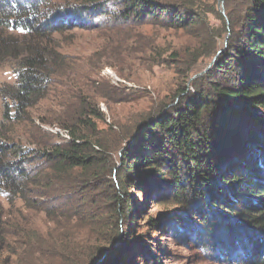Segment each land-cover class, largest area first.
I'll use <instances>...</instances> for the list:
<instances>
[{"label": "trees", "instance_id": "16d2710c", "mask_svg": "<svg viewBox=\"0 0 264 264\" xmlns=\"http://www.w3.org/2000/svg\"><path fill=\"white\" fill-rule=\"evenodd\" d=\"M202 1L0 0V65L11 62L15 76L0 85V264H11L6 255L14 253L3 203L18 201L52 223L43 254L58 264L164 263L149 230L193 243L217 264H264V0H224L217 15L226 46L210 54L216 58L197 77L201 86L178 89L179 101L128 134L98 128L103 113L77 92L51 122L67 140L28 123L66 71L57 34L107 20L113 28L156 24L211 41ZM20 124L25 139L13 134ZM130 189L166 207L134 237L140 213Z\"/></svg>", "mask_w": 264, "mask_h": 264}, {"label": "rangeland", "instance_id": "374dc122", "mask_svg": "<svg viewBox=\"0 0 264 264\" xmlns=\"http://www.w3.org/2000/svg\"><path fill=\"white\" fill-rule=\"evenodd\" d=\"M201 3L205 5L207 20L203 29L211 41L204 37L201 41L193 31L156 24L113 28L107 20L94 24L96 29L77 27L57 34L55 43L66 71L53 79L47 96L30 110L28 123L56 141L67 140L63 129L51 122L61 114L63 106L72 101L73 92H77L84 94L103 113L98 128L106 134L122 131L126 135L147 114L179 101L182 94L174 97L178 89H192L194 82L201 86L198 75L210 64L212 51L225 49L228 34L222 35V20L217 11L224 13L219 0ZM224 7L225 1L223 11ZM187 65L194 68L186 74ZM14 80L12 63L0 65V85ZM12 128L14 135L25 139L26 125H13ZM118 153L117 148L113 152L115 158ZM113 178L115 180V176ZM140 190L130 189L140 213L137 223L131 226L133 237L146 230L148 218L160 215L166 209L152 200H144ZM3 204L9 221L10 245L14 250L11 255H6L11 258L10 263L58 264L55 260L47 261L43 254L51 248L47 233L53 227L45 214L25 209L19 201L13 206ZM156 234L148 231L154 247H161L160 258L165 260L158 264H217L206 257L208 252L203 255L193 243H171L166 234Z\"/></svg>", "mask_w": 264, "mask_h": 264}, {"label": "water", "instance_id": "95a60500", "mask_svg": "<svg viewBox=\"0 0 264 264\" xmlns=\"http://www.w3.org/2000/svg\"><path fill=\"white\" fill-rule=\"evenodd\" d=\"M223 1L224 0H219V3H220V6L219 7L221 8V12L222 13H224V11H223ZM227 36H228V34H227ZM227 36L225 37L224 45L226 44ZM220 52H222V49H219L217 51L216 55L219 54ZM215 58H216V56L213 57V59L211 60L210 64H208V66L205 68V70H203L201 73H203V72H205L206 70L209 69V67L212 65L213 61L215 60ZM199 75H201V74H199Z\"/></svg>", "mask_w": 264, "mask_h": 264}, {"label": "built area", "instance_id": "2783aa9c", "mask_svg": "<svg viewBox=\"0 0 264 264\" xmlns=\"http://www.w3.org/2000/svg\"><path fill=\"white\" fill-rule=\"evenodd\" d=\"M64 136H67V134L64 132ZM66 138H68V137H66Z\"/></svg>", "mask_w": 264, "mask_h": 264}]
</instances>
